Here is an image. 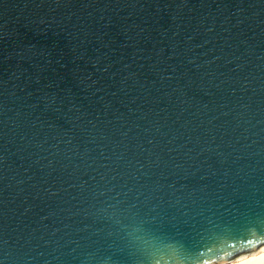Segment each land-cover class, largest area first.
Here are the masks:
<instances>
[{"label":"water","instance_id":"water-1","mask_svg":"<svg viewBox=\"0 0 264 264\" xmlns=\"http://www.w3.org/2000/svg\"><path fill=\"white\" fill-rule=\"evenodd\" d=\"M261 238L264 0H0V264Z\"/></svg>","mask_w":264,"mask_h":264},{"label":"clouds","instance_id":"clouds-1","mask_svg":"<svg viewBox=\"0 0 264 264\" xmlns=\"http://www.w3.org/2000/svg\"><path fill=\"white\" fill-rule=\"evenodd\" d=\"M250 241L252 240L242 242V245H247ZM255 241V247H259L260 244H264V238ZM235 246V244H232L228 249L221 248L216 255L210 256L208 258L207 264H232V261L237 258L235 257L234 253L231 252V249H233Z\"/></svg>","mask_w":264,"mask_h":264},{"label":"bare ground","instance_id":"bare-ground-1","mask_svg":"<svg viewBox=\"0 0 264 264\" xmlns=\"http://www.w3.org/2000/svg\"><path fill=\"white\" fill-rule=\"evenodd\" d=\"M236 257L232 264H264V245Z\"/></svg>","mask_w":264,"mask_h":264}]
</instances>
